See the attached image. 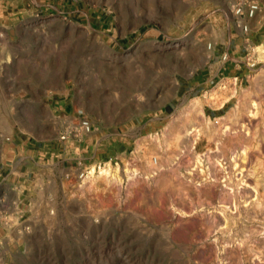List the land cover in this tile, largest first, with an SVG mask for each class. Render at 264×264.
<instances>
[{"label":"rangeland","instance_id":"1","mask_svg":"<svg viewBox=\"0 0 264 264\" xmlns=\"http://www.w3.org/2000/svg\"><path fill=\"white\" fill-rule=\"evenodd\" d=\"M237 1L0 0V178L28 175L0 264H264L262 45L224 107L190 109L223 53L249 58ZM82 116L86 177L108 165L119 183L82 187L60 160Z\"/></svg>","mask_w":264,"mask_h":264},{"label":"built area","instance_id":"2","mask_svg":"<svg viewBox=\"0 0 264 264\" xmlns=\"http://www.w3.org/2000/svg\"><path fill=\"white\" fill-rule=\"evenodd\" d=\"M264 0H238L232 8L233 17L236 18V27L239 29L240 38L242 39L243 48L247 50V61H242L232 57L229 52H225L221 56L222 65L229 67L232 70H240L243 67L251 69L255 66L249 52L252 49L250 35V21L253 20L261 9ZM250 47V49H248ZM248 62V63H247ZM97 129L93 123L85 116L78 118L77 124H65L57 141L59 143V158L63 162H70L73 164V172L79 179L85 177L87 173L86 160L82 155L86 146L83 143L82 137L96 133ZM7 213L2 205H0V226L6 224Z\"/></svg>","mask_w":264,"mask_h":264},{"label":"crops","instance_id":"3","mask_svg":"<svg viewBox=\"0 0 264 264\" xmlns=\"http://www.w3.org/2000/svg\"><path fill=\"white\" fill-rule=\"evenodd\" d=\"M258 15H260L261 17H259V21L256 23L255 19ZM253 23L256 24L253 27L254 29H252L251 27ZM249 24L251 29L249 39L251 43L256 45H262V47L264 48V2L262 3L261 9L257 13L256 17L251 20ZM242 71L244 70L237 71L232 70L222 64L219 65V67H217L214 71H209L207 73L205 81H202L200 83L197 82L195 84V89H193V99H196L201 104L207 105V107L214 111L211 112V115H214L216 112L215 110L224 107V105L229 101L230 97L232 96L233 91L231 89H228L226 84H229L231 80H234L236 82V85L237 82L242 81V77L244 75ZM216 79H223V85L226 87L223 92L218 91V86L214 87L212 90L206 89V86L211 85V83H213ZM203 85L205 87V90L203 89L201 90V92H199L200 87ZM208 94L212 96H210V99H205ZM24 165L27 166L26 163H24ZM21 169H23V166H12L10 171L6 173L3 178H0V205L3 206L7 214H10L11 212V214L13 215H18L16 207H14V205L16 204V200L12 191L14 189H19V187L23 189V185L27 182L28 175L27 173H21ZM18 207L19 203H17V209ZM11 209L13 210L11 211ZM1 232L2 228H0V233Z\"/></svg>","mask_w":264,"mask_h":264},{"label":"bare ground","instance_id":"4","mask_svg":"<svg viewBox=\"0 0 264 264\" xmlns=\"http://www.w3.org/2000/svg\"><path fill=\"white\" fill-rule=\"evenodd\" d=\"M257 53H258L259 59L261 61H264V48L259 47L257 49ZM225 89H226V87L223 86V84H221L218 87L219 92H223ZM210 96H212V95L208 94L207 97H205V99H210ZM197 105L201 106V103H199L197 100H195V102L192 103V105L190 106V109H192V107H195ZM158 140L159 139L156 138L157 145H159ZM243 150H241L242 152H239L236 154V156L234 158L235 162H237V161L240 162L243 160V157H244V151ZM134 164H135V158H132V161H130L126 164L125 171H124L123 175L126 176L127 178L129 176H134L135 173L137 172L133 166ZM85 177H86V175H85ZM120 177H121L120 169H118V168H111L108 165L101 166L99 168L98 167H92L88 173V176L84 180L82 187L92 188V187H95L99 182H102V183L107 184V185H110V184L116 183V182L119 183V181L121 179Z\"/></svg>","mask_w":264,"mask_h":264}]
</instances>
